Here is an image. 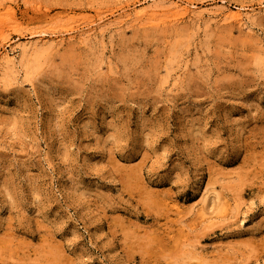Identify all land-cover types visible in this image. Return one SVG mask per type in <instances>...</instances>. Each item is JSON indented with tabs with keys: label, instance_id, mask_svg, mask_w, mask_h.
<instances>
[{
	"label": "rangeland",
	"instance_id": "rangeland-1",
	"mask_svg": "<svg viewBox=\"0 0 264 264\" xmlns=\"http://www.w3.org/2000/svg\"><path fill=\"white\" fill-rule=\"evenodd\" d=\"M0 264H264V0H0Z\"/></svg>",
	"mask_w": 264,
	"mask_h": 264
},
{
	"label": "bare ground",
	"instance_id": "bare-ground-1",
	"mask_svg": "<svg viewBox=\"0 0 264 264\" xmlns=\"http://www.w3.org/2000/svg\"><path fill=\"white\" fill-rule=\"evenodd\" d=\"M174 5H176V4H174ZM174 5H173V6H174ZM156 6H157V5H156ZM186 6H187V5H186ZM186 6H185V8L180 9L179 6L176 5V7H175V9L173 10V12L175 13V11H176V15H177V16L180 15V14H181V15H182V14L184 15V14H186V13L189 12V8H190V7L188 8V7H186ZM171 7H172V6H171ZM152 8H153V7H152ZM147 9H148V8H147ZM153 9H154V8H153ZM155 9H156V7H155ZM169 9H170V8H169ZM144 10H145V9H144ZM139 11H140V10H139ZM148 11H149V10H148ZM151 11H152V10H151ZM191 11H192V10H191ZM155 12H156V11H153V12H152V13H153V16H154V13H155ZM146 13H147V10H146ZM149 13H150V12H149ZM171 13H172V12H171ZM143 14H145V11H142V10H141V11L139 12V16H142ZM137 15H138V14H137ZM176 15H175V14H171L170 16H171V17L174 16V18H175ZM144 16H145V15H144ZM170 16H169V17H170ZM177 16H176V17H177ZM232 16H234V18H236V19H238V20H242V19H243L242 13H240V12H235V13H233ZM179 17H180V16H179ZM176 19H177V18H176ZM176 19H175V20H176ZM164 20H166V19H164ZM164 20H163V21H164ZM28 45H29V44H28ZM28 45H27V46H28ZM27 46H26V47H27ZM29 46H30V45H29ZM24 47H25V46H24ZM7 53H8V52H6L5 55H6ZM7 55H9V54H7ZM7 55H6V56H7ZM5 58H6V57H5ZM212 189H213V188H212ZM208 191H210V190H208ZM208 191H207V193H206L205 196H204L205 198L203 197V198L205 199L204 202L207 200V196L209 195ZM213 192H214V191H213ZM217 194H218V192H217ZM217 196H218V195H217ZM218 199H219V198H218ZM204 202H203V203H204ZM198 217H200V216H198ZM210 219H211V218H210Z\"/></svg>",
	"mask_w": 264,
	"mask_h": 264
}]
</instances>
